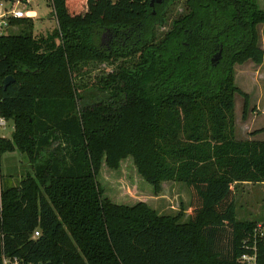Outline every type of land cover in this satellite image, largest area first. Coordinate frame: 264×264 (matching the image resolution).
Listing matches in <instances>:
<instances>
[{
	"label": "trees",
	"instance_id": "16d2710c",
	"mask_svg": "<svg viewBox=\"0 0 264 264\" xmlns=\"http://www.w3.org/2000/svg\"><path fill=\"white\" fill-rule=\"evenodd\" d=\"M175 2L49 0L57 26L37 37L32 18L9 19L19 30L0 35V117L13 131L0 159L18 151L30 169L8 186L0 174V264H241L259 220L237 218V185L264 183V141L235 137V95L243 115L248 97L234 65L263 62L264 9L182 0L158 31ZM90 62L114 69L86 89L75 78ZM128 157L155 193L186 185V221L103 196L102 165Z\"/></svg>",
	"mask_w": 264,
	"mask_h": 264
},
{
	"label": "rangeland",
	"instance_id": "374dc122",
	"mask_svg": "<svg viewBox=\"0 0 264 264\" xmlns=\"http://www.w3.org/2000/svg\"><path fill=\"white\" fill-rule=\"evenodd\" d=\"M260 8L264 9V0H257ZM4 6L7 2L3 1ZM25 12H29L33 20V35H46L57 26L55 17L52 14V6L49 0H29V3L20 4ZM182 10V0H176L168 8L167 22L158 31H164L170 26V20ZM18 26H10L7 31L17 32ZM258 45L264 51V24L258 26ZM219 54L217 52L215 55ZM215 59V57H213ZM76 83L86 86V89L95 88L100 77L108 74L114 69V65L105 62L81 63ZM234 82L243 92L247 94V109L243 115L244 98L241 94L235 95V130L239 135L248 133L259 125L261 119L257 105V99L264 92V60L261 64L247 61L234 65ZM249 92V93H247ZM93 93L90 94V96ZM251 96V97H250ZM94 100L93 96L91 101ZM252 102V103H251ZM254 102V103H253ZM251 103V104H250ZM249 112H252L256 124L250 128L244 127ZM5 120V119H4ZM254 120V119H252ZM13 131L12 121L5 120L0 125V137H11ZM30 169L26 157L18 151L4 153L0 159V174L2 185L8 186L17 184L22 174ZM103 196L114 203L132 205L137 201H145L155 209L159 215L179 216L180 221H186L190 201L189 191L184 183L163 182L158 193L153 187L137 173L132 158L128 157L121 161L118 169H111L105 164L102 165L97 177ZM1 185V182H0ZM236 216L238 219H258L264 221V185L257 183H241L237 185L236 191Z\"/></svg>",
	"mask_w": 264,
	"mask_h": 264
},
{
	"label": "built area",
	"instance_id": "2783aa9c",
	"mask_svg": "<svg viewBox=\"0 0 264 264\" xmlns=\"http://www.w3.org/2000/svg\"><path fill=\"white\" fill-rule=\"evenodd\" d=\"M3 1L7 2L4 6ZM29 0H0V35L3 34L9 27L10 18H25L30 17L29 12H25L20 4H28ZM5 120L0 117V125L3 126ZM39 232L36 230L34 236H38ZM264 244V221H257L249 237L243 239L244 251L239 256L241 264H258L259 249L258 246ZM4 264H33L25 263L18 258L4 259ZM44 264V263H37Z\"/></svg>",
	"mask_w": 264,
	"mask_h": 264
},
{
	"label": "crops",
	"instance_id": "0c3cea01",
	"mask_svg": "<svg viewBox=\"0 0 264 264\" xmlns=\"http://www.w3.org/2000/svg\"><path fill=\"white\" fill-rule=\"evenodd\" d=\"M247 93H249V92H247ZM251 97V96H250ZM252 103V102H251ZM250 103V104H251ZM254 103V102H253ZM255 105H257V109H258V111H259V117L258 118H260L261 120L260 121H258L259 122V125L257 126V122H255V118L253 117V115H252V112H249V115H248V117H247V120L248 119H250L251 120V122L250 121H245L244 123H243V125H244V127H246V128H250V127H252L254 124H256V127L254 128V130H256V129H259V128H262V127H264V92L263 93H261L260 95H259V97H258V99H257V102H255L254 103ZM252 119H254V120H252ZM254 130H252V131H254ZM249 133H251V131L249 132ZM244 135L242 136V135H239L237 132H236V130H235V137L237 138V139H240V140H245V139H253V140H260V141H264V130L263 131H261V132H259L258 134H256L255 136H253V137H248V133H243ZM259 185H264V183H259Z\"/></svg>",
	"mask_w": 264,
	"mask_h": 264
},
{
	"label": "water",
	"instance_id": "95a60500",
	"mask_svg": "<svg viewBox=\"0 0 264 264\" xmlns=\"http://www.w3.org/2000/svg\"><path fill=\"white\" fill-rule=\"evenodd\" d=\"M153 1L161 2L162 0H151V3H153ZM217 56H219V54H217ZM11 81H13V77L12 76L5 77L4 80H3V86L6 87L7 85L10 84Z\"/></svg>",
	"mask_w": 264,
	"mask_h": 264
},
{
	"label": "flooded vegetation",
	"instance_id": "af4514ba",
	"mask_svg": "<svg viewBox=\"0 0 264 264\" xmlns=\"http://www.w3.org/2000/svg\"><path fill=\"white\" fill-rule=\"evenodd\" d=\"M166 0H162L161 2H156V1H153V3H151V0H150V5L153 7L154 5H162L164 4ZM219 55H220V52H219ZM215 59L213 58V60H217L219 58V56L217 55H214Z\"/></svg>",
	"mask_w": 264,
	"mask_h": 264
}]
</instances>
